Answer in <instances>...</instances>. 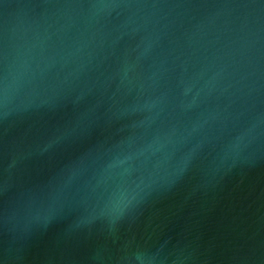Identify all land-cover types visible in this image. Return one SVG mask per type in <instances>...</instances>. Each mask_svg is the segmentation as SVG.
<instances>
[{"label": "water", "instance_id": "water-1", "mask_svg": "<svg viewBox=\"0 0 264 264\" xmlns=\"http://www.w3.org/2000/svg\"><path fill=\"white\" fill-rule=\"evenodd\" d=\"M0 264H264V0H0Z\"/></svg>", "mask_w": 264, "mask_h": 264}]
</instances>
